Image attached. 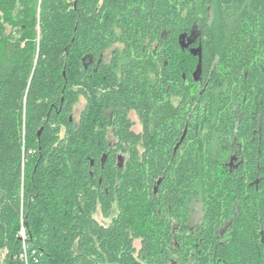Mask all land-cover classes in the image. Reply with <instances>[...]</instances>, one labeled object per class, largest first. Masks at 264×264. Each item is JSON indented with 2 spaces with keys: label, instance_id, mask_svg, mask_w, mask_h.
Instances as JSON below:
<instances>
[{
  "label": "trees",
  "instance_id": "16d2710c",
  "mask_svg": "<svg viewBox=\"0 0 264 264\" xmlns=\"http://www.w3.org/2000/svg\"><path fill=\"white\" fill-rule=\"evenodd\" d=\"M0 264H264V0H0Z\"/></svg>",
  "mask_w": 264,
  "mask_h": 264
},
{
  "label": "rangeland",
  "instance_id": "374dc122",
  "mask_svg": "<svg viewBox=\"0 0 264 264\" xmlns=\"http://www.w3.org/2000/svg\"><path fill=\"white\" fill-rule=\"evenodd\" d=\"M104 57L107 60L109 58V52L105 53ZM83 106H84V101L82 99H80L79 102L74 106L73 112H72V118L75 122L78 120L79 114H80ZM129 117L133 123L132 130L136 133L141 131V123H140L138 117L136 116V114L134 112H131ZM193 215L194 216L192 219V225H195L199 221L198 219H200V216H201L200 205L195 204L193 206ZM95 218L98 220V222L106 224V222L104 220H102V218L100 217L99 214H96ZM135 245H137V243Z\"/></svg>",
  "mask_w": 264,
  "mask_h": 264
},
{
  "label": "flooded vegetation",
  "instance_id": "af4514ba",
  "mask_svg": "<svg viewBox=\"0 0 264 264\" xmlns=\"http://www.w3.org/2000/svg\"><path fill=\"white\" fill-rule=\"evenodd\" d=\"M83 100V99H82ZM84 101V100H83ZM84 106H85V102H84ZM84 106H83V108H84ZM82 108V109H83ZM82 111V110H81ZM131 113V112H130ZM130 113L128 114V117H129V115H130ZM130 118V117H129ZM131 120V119H130ZM238 160H237V158L234 156V154L230 157V160L228 161V167L230 168V172L232 171V170H234V169H236L237 168V165H238V162H237ZM195 205V204H194ZM193 205V206H194ZM193 206H192V208H191V210H190V213H189V215H188V228L191 230V232L193 231V229L195 228V226L197 225V223L195 224V225H192V219H193ZM199 220V219H198ZM175 230V229H174ZM261 235H262V233H261ZM224 237V230H221V232L219 233V236H217V238L219 239V240H221L222 238Z\"/></svg>",
  "mask_w": 264,
  "mask_h": 264
},
{
  "label": "water",
  "instance_id": "95a60500",
  "mask_svg": "<svg viewBox=\"0 0 264 264\" xmlns=\"http://www.w3.org/2000/svg\"><path fill=\"white\" fill-rule=\"evenodd\" d=\"M40 132H41V130L38 131L37 136L40 135ZM104 158H105V156H103L102 159H101V162H102V163H103V161H104ZM118 160H120V157L118 158ZM257 183H258V180H256V181L254 182V184H257Z\"/></svg>",
  "mask_w": 264,
  "mask_h": 264
}]
</instances>
